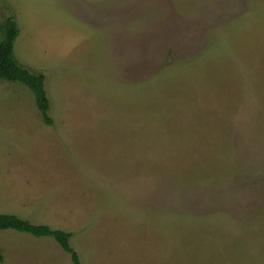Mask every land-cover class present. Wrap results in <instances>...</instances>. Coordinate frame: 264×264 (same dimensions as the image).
Listing matches in <instances>:
<instances>
[{
	"label": "rangeland",
	"instance_id": "obj_1",
	"mask_svg": "<svg viewBox=\"0 0 264 264\" xmlns=\"http://www.w3.org/2000/svg\"><path fill=\"white\" fill-rule=\"evenodd\" d=\"M0 214L81 264H264V0H0ZM0 264H73L0 231Z\"/></svg>",
	"mask_w": 264,
	"mask_h": 264
},
{
	"label": "trees",
	"instance_id": "obj_2",
	"mask_svg": "<svg viewBox=\"0 0 264 264\" xmlns=\"http://www.w3.org/2000/svg\"><path fill=\"white\" fill-rule=\"evenodd\" d=\"M19 33L14 17L9 15L0 22V80L18 82L28 88L44 124L52 125L49 103L44 89V75L41 72H31L20 65L14 57L13 45ZM14 230L30 234L34 237L52 238L61 249L69 254L73 264H81L77 252L70 244L71 234L61 229H52L45 224H34L27 219L13 214H0V231ZM3 260L0 250V262Z\"/></svg>",
	"mask_w": 264,
	"mask_h": 264
}]
</instances>
